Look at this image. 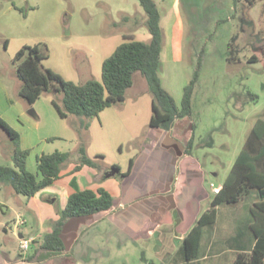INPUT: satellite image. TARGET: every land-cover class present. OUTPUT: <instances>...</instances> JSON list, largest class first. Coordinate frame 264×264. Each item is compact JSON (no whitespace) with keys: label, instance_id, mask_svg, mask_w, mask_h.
Listing matches in <instances>:
<instances>
[{"label":"rangeland","instance_id":"1","mask_svg":"<svg viewBox=\"0 0 264 264\" xmlns=\"http://www.w3.org/2000/svg\"><path fill=\"white\" fill-rule=\"evenodd\" d=\"M154 1L163 35L159 78L177 107L199 53L205 51L192 96V118L182 119L178 131L191 134L183 121L191 124L192 120V132L195 123L193 156L204 168L207 183L220 185L255 122L264 120V0L253 5L238 0L236 6L233 0ZM146 19L137 0H0V119L21 135L19 148L29 153V172L36 173V160L42 154L62 152L69 154L61 170L65 176L79 163L83 146L99 166L85 170V182L109 189L116 198L128 183L116 176L113 167L126 172L131 159L139 160L137 167L142 165L145 153L161 142L164 132L149 126L152 97L140 73L134 75L123 103L95 118L61 119L51 102L61 106L62 94L50 90L28 104L19 95L21 82L13 63L17 48L44 44L45 68L78 85L101 82L103 62L119 45L127 40L150 42ZM14 149L0 128V166L13 165ZM260 199L259 193L252 192L235 205H221V237H230L236 226L243 232L251 219L249 207ZM58 206L50 199H27L0 184V244L14 252L16 237L46 228ZM26 216L28 229L21 231L12 222ZM243 238L231 239L229 244ZM232 256L228 252L221 259Z\"/></svg>","mask_w":264,"mask_h":264},{"label":"trees","instance_id":"2","mask_svg":"<svg viewBox=\"0 0 264 264\" xmlns=\"http://www.w3.org/2000/svg\"><path fill=\"white\" fill-rule=\"evenodd\" d=\"M147 19L145 26L151 36L150 42L127 40L103 62L101 82L89 80L84 84H75L64 80L59 74L44 67L48 59V50L44 44L24 45L14 58L16 78L21 82L19 95L28 104H34L44 93L53 90L62 94L61 106L52 101L56 113L61 119L69 116L78 118H95L114 105L124 102L126 91L133 84V77L140 73L146 80L148 92L152 97V114L150 128L169 131L177 120L192 118V96L199 78L205 51L199 53L197 66L190 82L184 87L180 107L163 89L159 78V66L163 49V35L160 28V14L154 0H137ZM238 0H233L236 6ZM253 5L256 0H245ZM247 96L255 100L256 96ZM0 128L14 144L12 166H0V184L10 186L17 195L33 198L39 191L61 178L63 165L69 154L54 152L42 154L36 160V173L26 169L28 151L19 148V134L0 119ZM196 129L193 123V132ZM193 137L190 139L186 153L191 152ZM84 167L99 169L97 163L90 159L85 148H79V163L71 175ZM131 167V166H130ZM116 176L122 178L119 168L113 167ZM130 170V169H129ZM252 192L260 195L250 207L252 218L251 231L254 246L250 253L238 254L234 264H264V120H257L251 128L245 143L233 162L228 176L220 191L212 197L208 209L203 212L194 227L182 243V255L185 262L197 259L205 227L216 221V209L221 205H235ZM114 199L108 191L86 189L72 193L66 202L58 220L53 224L52 232L42 241L45 251L42 258L62 254L64 244L61 235L65 225L72 219L93 216L112 209Z\"/></svg>","mask_w":264,"mask_h":264},{"label":"crops","instance_id":"3","mask_svg":"<svg viewBox=\"0 0 264 264\" xmlns=\"http://www.w3.org/2000/svg\"><path fill=\"white\" fill-rule=\"evenodd\" d=\"M189 120L191 124L186 120L183 126L189 127L191 134L178 131L182 119L177 120L171 130L163 131L161 142L152 145L145 153L142 165L137 167L139 160H130L127 171L121 172L129 171L123 178L128 184L116 198L109 189L89 186V182H85L83 174L90 167L71 175L72 169L39 191L30 199L57 201L58 212L50 218L46 228L43 226L37 230V234L27 232L22 234V238L16 237L18 244L14 252L0 244V264H234L238 254L250 253L254 246L252 218L243 232H238L239 227L236 226L230 237L224 239L219 233L221 206H218L211 234L208 233L209 227L203 229L197 259L189 262L183 259V240L208 209L214 196L210 186L214 184L207 183L199 160L193 156L192 150L186 153L193 135L192 120ZM19 137L21 144L22 137ZM64 177L69 179L62 180ZM222 184L214 186L221 189ZM99 188L108 191L114 199L112 209L70 220L61 235L64 244L62 254L42 258L45 253L41 248L43 238L52 232L68 197L76 191H97ZM45 194L49 196L45 198ZM53 196L56 199H52ZM25 219L28 217L12 223L24 231L28 229ZM240 236L245 238L234 245L229 244L231 239L237 240ZM23 238L34 239L26 253L19 251V241ZM110 238L112 244L109 243ZM228 252L232 258L221 259Z\"/></svg>","mask_w":264,"mask_h":264},{"label":"built area","instance_id":"4","mask_svg":"<svg viewBox=\"0 0 264 264\" xmlns=\"http://www.w3.org/2000/svg\"><path fill=\"white\" fill-rule=\"evenodd\" d=\"M211 186V189H212V193L214 195H216L219 191H220V188L218 187H215L214 185H210ZM34 239L33 238H23L19 241V251L21 253H26L28 252L31 244L33 243Z\"/></svg>","mask_w":264,"mask_h":264}]
</instances>
